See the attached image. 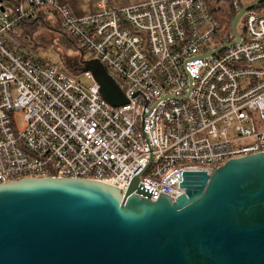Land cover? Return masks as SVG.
Returning a JSON list of instances; mask_svg holds the SVG:
<instances>
[{
    "label": "built area",
    "instance_id": "2783aa9c",
    "mask_svg": "<svg viewBox=\"0 0 264 264\" xmlns=\"http://www.w3.org/2000/svg\"><path fill=\"white\" fill-rule=\"evenodd\" d=\"M41 7L102 63L127 103L106 102L90 71L84 89L57 64L28 55L19 28ZM254 7L241 17L239 40L218 37L207 0H99L80 16L57 0L3 7L0 183L80 177L124 192L138 175L149 200L173 201L184 171L210 174L264 150V7Z\"/></svg>",
    "mask_w": 264,
    "mask_h": 264
},
{
    "label": "water",
    "instance_id": "95a60500",
    "mask_svg": "<svg viewBox=\"0 0 264 264\" xmlns=\"http://www.w3.org/2000/svg\"><path fill=\"white\" fill-rule=\"evenodd\" d=\"M262 1L238 6L236 40L242 15ZM78 71L91 72L109 104L127 103L99 60ZM180 186L175 200L152 201L138 175L124 192L80 177L0 183V264H264V150L210 174L184 171Z\"/></svg>",
    "mask_w": 264,
    "mask_h": 264
},
{
    "label": "rangeland",
    "instance_id": "374dc122",
    "mask_svg": "<svg viewBox=\"0 0 264 264\" xmlns=\"http://www.w3.org/2000/svg\"><path fill=\"white\" fill-rule=\"evenodd\" d=\"M240 26L241 19L237 24V28ZM24 30L22 27L19 28V33H21L19 40L26 47L24 49L28 55L57 64L63 71L74 76L84 89L90 85L91 81L83 75V71H74L75 68H83L84 63L92 59L89 53L85 51L81 53V48L78 45L73 46L72 43L67 44L61 41L63 34L59 30L41 24L35 27L33 33L27 32V34H24ZM25 38H27L30 45L24 42ZM16 124L19 129L23 126L19 117L16 118Z\"/></svg>",
    "mask_w": 264,
    "mask_h": 264
},
{
    "label": "trees",
    "instance_id": "16d2710c",
    "mask_svg": "<svg viewBox=\"0 0 264 264\" xmlns=\"http://www.w3.org/2000/svg\"><path fill=\"white\" fill-rule=\"evenodd\" d=\"M0 4L9 10H14L19 4V0H1ZM207 5L210 13L215 17L219 24L218 37L223 38L231 34V24L233 17L237 12L238 6L243 5V3L238 2V0H207ZM260 7H264V0L254 8ZM57 20L58 17L53 9L49 7H41L36 8L32 16L25 18L21 23V27L25 29L24 34H27V32L33 33L35 27L40 24L51 29L59 30L63 34V36H61V41L67 44L72 43L73 46H77V42L67 35L62 29H60ZM24 42H27L28 45H30L27 38L24 39ZM81 53H83L82 49ZM76 69L78 70V68Z\"/></svg>",
    "mask_w": 264,
    "mask_h": 264
},
{
    "label": "crops",
    "instance_id": "0c3cea01",
    "mask_svg": "<svg viewBox=\"0 0 264 264\" xmlns=\"http://www.w3.org/2000/svg\"><path fill=\"white\" fill-rule=\"evenodd\" d=\"M59 3L66 4L71 12L77 16L90 13L99 0H57ZM111 6H124L135 4L144 0H105ZM253 0H241L243 4H247Z\"/></svg>",
    "mask_w": 264,
    "mask_h": 264
}]
</instances>
